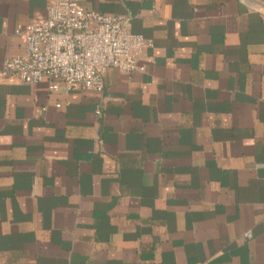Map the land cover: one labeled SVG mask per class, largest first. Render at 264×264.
Wrapping results in <instances>:
<instances>
[{"label":"crops","instance_id":"obj_1","mask_svg":"<svg viewBox=\"0 0 264 264\" xmlns=\"http://www.w3.org/2000/svg\"><path fill=\"white\" fill-rule=\"evenodd\" d=\"M52 1L0 0V73ZM72 1L145 70L0 75V264H264V0Z\"/></svg>","mask_w":264,"mask_h":264},{"label":"built area","instance_id":"obj_2","mask_svg":"<svg viewBox=\"0 0 264 264\" xmlns=\"http://www.w3.org/2000/svg\"><path fill=\"white\" fill-rule=\"evenodd\" d=\"M14 33L23 41L24 54L5 61L0 75L25 84L45 81L50 92L59 84L67 92H100L108 69L144 72L139 62L151 47L130 33L127 18L86 12L72 0L50 2L45 19L25 29L17 26Z\"/></svg>","mask_w":264,"mask_h":264}]
</instances>
